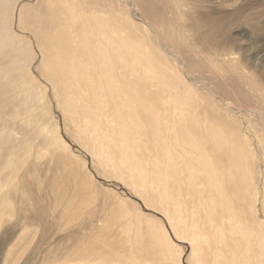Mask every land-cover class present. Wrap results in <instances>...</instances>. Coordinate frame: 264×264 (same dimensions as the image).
I'll return each instance as SVG.
<instances>
[{"label": "bare ground", "instance_id": "obj_1", "mask_svg": "<svg viewBox=\"0 0 264 264\" xmlns=\"http://www.w3.org/2000/svg\"><path fill=\"white\" fill-rule=\"evenodd\" d=\"M21 2L0 0V228L22 233L4 264L35 257L36 227L41 242L74 221L92 231L67 262L182 256L161 221H132L121 206L86 213L98 187L73 142L166 219L176 241L191 242L190 264H264V136L249 131L254 144L236 117L264 116V89L227 34L246 9L217 20L205 14L211 0ZM30 37L46 86L30 71Z\"/></svg>", "mask_w": 264, "mask_h": 264}, {"label": "rangeland", "instance_id": "obj_2", "mask_svg": "<svg viewBox=\"0 0 264 264\" xmlns=\"http://www.w3.org/2000/svg\"><path fill=\"white\" fill-rule=\"evenodd\" d=\"M264 0H211V3L206 4L208 6L205 10V14L210 16L213 19L224 20L229 19L228 15L229 10L243 6L246 9V16L244 18H238L239 23L238 26L228 29L227 34L229 36H234L239 38L236 42L237 45L243 46V48H239L236 45L232 48L237 52L236 56L238 58V62L241 61V56L244 55L247 57L242 63L245 66L246 70L252 74V76L259 82V84L264 89ZM22 4L31 5L34 3V0H22ZM248 9H252L250 12H247ZM215 12H220L219 14H214ZM132 15L136 14L140 16V12H138L135 8H132ZM263 15H262V14ZM139 21V18L135 19ZM263 22V23H262ZM144 23V22H143ZM17 30V25H14ZM257 26V28H255ZM242 29H246L245 34H241ZM261 29V30H260ZM236 32V33H235ZM21 34V33H20ZM32 41V48L34 56L36 57L34 63L30 67V71L32 77H34L42 86H46L42 74L39 70V64L41 61V56L39 54L38 49H36V43L33 42L34 39L30 37ZM263 45V46H262ZM36 52V53H35ZM187 79L191 82V77H187ZM192 83V82H191ZM193 84V83H192ZM48 95L52 98V108L54 112V117L57 119L62 127V117L61 112L57 108L56 101L53 98V92L50 87H48ZM217 100L219 101L218 97ZM249 100V97L245 98ZM224 105L225 102H222ZM229 105V102H227ZM227 106V105H226ZM233 108V107H232ZM244 114L246 109H240ZM236 117L241 122L242 132L244 135L249 136L253 139V143L256 144V140L251 135L253 132L255 135H263L264 136V116L254 115L251 116V120L249 124L247 121L242 118L240 114H236ZM65 141L72 143L68 136H65ZM71 147L74 150V153L79 156L81 159L87 160V169L92 174L94 182L97 184L98 189H94V198L95 203L89 206L85 211L86 213L90 210L98 212V209L109 206L116 207L121 206L125 214L132 218L134 221L135 216L140 214L146 220H153L156 222H162L166 227L169 236L174 244L178 245L179 249L182 252V256L184 253H187L185 264H190V256L192 251L191 242L189 240L185 243H181L176 241L175 235L171 231V227L167 223V220L161 217L159 214L154 212L153 208L146 207L139 196L136 195L135 191L122 183L116 177H105L103 174H100L97 169L93 166L91 158L85 154V152L79 151L76 148V144ZM78 147V146H77ZM262 169H264V164L261 163ZM264 176L261 177V181L259 182V186L263 189ZM97 207V208H95ZM153 209V210H152ZM79 222V223H77ZM72 223V224H71ZM68 226H64L60 230H57L56 237L53 238H45L41 242L38 240V235L40 228L36 227V234L33 231L28 233L35 234L34 240H31L28 244L30 247L33 245H38V251L34 258L28 261L26 264H45L43 263V259H47L49 264H118L116 262H102L97 260L96 258H89L86 261H81L80 259H75L72 261H66L64 258L66 250L70 247H76V238L78 236H84L92 231L91 225L85 223V225L81 224L80 221L71 222ZM78 225V226H77ZM80 225V226H79ZM81 225L83 228H81ZM73 229V230H72ZM78 229V230H77ZM116 229L109 231L108 233H102L101 237L106 239L108 236L112 239V233H120L121 229ZM59 231V232H58ZM73 231V232H72ZM66 235V236H65ZM124 235V233H123ZM64 237V239H63ZM67 237V238H66ZM20 238H22L21 231H7V229L0 228V264H4V258L8 249L12 247H16L14 244L20 242ZM32 238V235H31ZM62 238V239H61ZM173 238V239H172ZM33 239V238H32ZM76 242V243H75ZM14 245V246H13ZM25 248H28L27 246ZM30 249V248H29ZM24 255V256H23ZM24 261V262H23ZM25 254H21L20 257L15 259L11 264H24ZM47 264V263H46Z\"/></svg>", "mask_w": 264, "mask_h": 264}, {"label": "snow or ice", "instance_id": "obj_3", "mask_svg": "<svg viewBox=\"0 0 264 264\" xmlns=\"http://www.w3.org/2000/svg\"><path fill=\"white\" fill-rule=\"evenodd\" d=\"M176 255L177 257H179V259L177 260V264H185L187 253H184L183 256H181V253L177 251Z\"/></svg>", "mask_w": 264, "mask_h": 264}]
</instances>
